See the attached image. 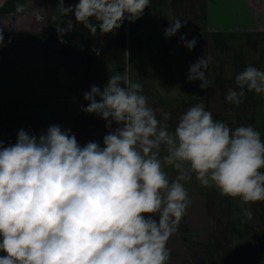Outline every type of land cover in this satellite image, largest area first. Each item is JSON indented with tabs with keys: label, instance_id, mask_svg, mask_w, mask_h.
<instances>
[{
	"label": "clouds",
	"instance_id": "clouds-1",
	"mask_svg": "<svg viewBox=\"0 0 264 264\" xmlns=\"http://www.w3.org/2000/svg\"><path fill=\"white\" fill-rule=\"evenodd\" d=\"M149 6L150 0L68 6L59 0L56 12L74 14L94 35L135 22ZM24 10L16 5L17 13ZM186 22L173 18L165 38ZM66 24L56 25L62 43L74 27L71 19ZM181 41L190 51L197 43ZM212 61L199 58L187 80L201 81V90L211 87L205 73ZM246 92L264 94V70L246 66L225 100L239 106ZM83 98L88 104L82 111L106 121L103 146H81L71 129L58 124L38 137L21 129L14 145L0 142V264H169L168 241L191 204L185 182L193 176L243 204L264 201V141L253 126L232 129L198 103L173 129L171 114L151 106L126 70L110 74L102 90L91 86ZM244 212L253 215L250 208Z\"/></svg>",
	"mask_w": 264,
	"mask_h": 264
},
{
	"label": "rangeland",
	"instance_id": "rangeland-1",
	"mask_svg": "<svg viewBox=\"0 0 264 264\" xmlns=\"http://www.w3.org/2000/svg\"><path fill=\"white\" fill-rule=\"evenodd\" d=\"M173 18L187 22L165 38ZM136 25V34L97 40L85 35L86 47L77 36L73 44L80 45L74 47L65 39L69 35L62 43L57 34H3L0 142L14 145L21 129L38 137L58 124L71 129L81 146L92 141L103 146L106 121L82 111L88 104L83 94L93 85L102 90L110 74L125 70L142 85L151 106L171 114V128L190 106L203 103L214 120L232 129L251 125L264 141V94L246 92L239 106L225 100L246 66L264 70V0H161L150 3ZM182 36L196 39L193 50ZM205 56L213 58L205 73L211 87L201 90V81L189 82L187 76ZM167 171L174 178V170ZM185 187L191 204L168 241L169 264H264V201L243 204L202 187L194 176Z\"/></svg>",
	"mask_w": 264,
	"mask_h": 264
},
{
	"label": "crops",
	"instance_id": "crops-1",
	"mask_svg": "<svg viewBox=\"0 0 264 264\" xmlns=\"http://www.w3.org/2000/svg\"><path fill=\"white\" fill-rule=\"evenodd\" d=\"M161 0H150V3L156 4ZM210 1V0H205ZM59 0H0V30L3 31V34H16V35H31V36H50L52 34H58L56 25L59 24L60 27H66L67 20L71 19L73 21V30L69 33L64 34V36H71L65 38L66 40H71V46L75 47L73 44L74 36L75 39H82V47H86L88 44H84L86 40L83 36L93 35L83 24H79L75 21L74 14H69L68 17H63L56 12L58 7ZM78 3V0H64L65 6L75 5ZM23 4L25 7L24 12L17 13L16 5ZM137 21V20H136ZM136 21L129 22L124 21L122 26L119 29H116L113 32L107 33V35H122L127 33H137ZM95 23V21H92ZM155 34H158L157 32ZM160 34V33H159ZM105 33L97 30L93 36H105ZM73 36V38H72ZM81 37V38H80ZM99 38V37H98ZM67 43V42H66ZM69 45V44H68ZM80 45V44H79ZM79 45L76 44V47Z\"/></svg>",
	"mask_w": 264,
	"mask_h": 264
}]
</instances>
